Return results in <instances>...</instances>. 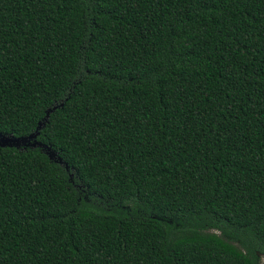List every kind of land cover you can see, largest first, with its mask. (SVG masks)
<instances>
[{
    "label": "trees",
    "instance_id": "obj_1",
    "mask_svg": "<svg viewBox=\"0 0 264 264\" xmlns=\"http://www.w3.org/2000/svg\"><path fill=\"white\" fill-rule=\"evenodd\" d=\"M54 106L53 158L0 147V264H260L264 0H0V133Z\"/></svg>",
    "mask_w": 264,
    "mask_h": 264
},
{
    "label": "water",
    "instance_id": "obj_2",
    "mask_svg": "<svg viewBox=\"0 0 264 264\" xmlns=\"http://www.w3.org/2000/svg\"><path fill=\"white\" fill-rule=\"evenodd\" d=\"M62 105H59V107ZM58 106H54L53 108H49L46 113V118H44L43 121H40L37 125V128L33 133H30L29 135L26 136H20V137H15L12 135H6L0 133V147H15V148H20V147H43L46 150V153L49 155V157L53 158L56 154L53 150H51L50 147L42 144L37 140V136L39 134V130L42 128L44 125V121L47 119L49 113L57 108ZM59 162H62L61 158H59ZM67 167V166H66Z\"/></svg>",
    "mask_w": 264,
    "mask_h": 264
},
{
    "label": "rangeland",
    "instance_id": "obj_3",
    "mask_svg": "<svg viewBox=\"0 0 264 264\" xmlns=\"http://www.w3.org/2000/svg\"><path fill=\"white\" fill-rule=\"evenodd\" d=\"M260 264H264V256L261 255V258H260Z\"/></svg>",
    "mask_w": 264,
    "mask_h": 264
}]
</instances>
